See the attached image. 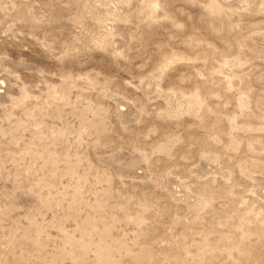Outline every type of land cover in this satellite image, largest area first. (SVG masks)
Listing matches in <instances>:
<instances>
[{
  "label": "rangeland",
  "instance_id": "374dc122",
  "mask_svg": "<svg viewBox=\"0 0 264 264\" xmlns=\"http://www.w3.org/2000/svg\"><path fill=\"white\" fill-rule=\"evenodd\" d=\"M0 264H264V0H0Z\"/></svg>",
  "mask_w": 264,
  "mask_h": 264
}]
</instances>
